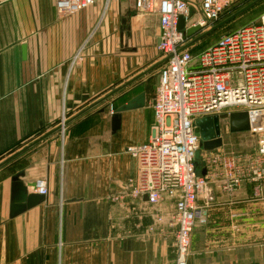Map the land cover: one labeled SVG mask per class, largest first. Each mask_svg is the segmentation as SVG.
Masks as SVG:
<instances>
[{"label": "crops", "instance_id": "obj_1", "mask_svg": "<svg viewBox=\"0 0 264 264\" xmlns=\"http://www.w3.org/2000/svg\"><path fill=\"white\" fill-rule=\"evenodd\" d=\"M187 1L194 22L200 0ZM158 35L157 17L131 2L99 0L60 17L54 0H0V162L159 64ZM162 67L0 168V264H175L174 200L151 206L129 186L136 161L127 150L149 141ZM139 94L144 105L120 113L113 130L110 107ZM17 174L45 180L48 194L10 217ZM212 199L187 264H264V182L258 193L249 183L230 195L214 189Z\"/></svg>", "mask_w": 264, "mask_h": 264}, {"label": "built area", "instance_id": "obj_2", "mask_svg": "<svg viewBox=\"0 0 264 264\" xmlns=\"http://www.w3.org/2000/svg\"><path fill=\"white\" fill-rule=\"evenodd\" d=\"M97 1L54 0V8L58 16L70 17ZM116 1L131 2L138 14L157 17L156 49L168 59L153 98L149 141L127 150L136 161V176L129 181L131 196L145 197L151 206L164 198L174 200L175 264H187L190 234L196 224L206 223L214 206L212 190L230 195L249 183L258 193L264 182V14L193 55L189 48L180 50L192 40L186 31L196 26L200 33L209 30L224 18L230 0H200L194 22L187 0ZM233 109L246 112L256 150L235 155L201 153L196 121ZM109 111L113 114L112 107ZM31 191L45 197V180H38Z\"/></svg>", "mask_w": 264, "mask_h": 264}, {"label": "water", "instance_id": "obj_3", "mask_svg": "<svg viewBox=\"0 0 264 264\" xmlns=\"http://www.w3.org/2000/svg\"><path fill=\"white\" fill-rule=\"evenodd\" d=\"M264 0H253L249 4L243 6L242 8L238 9L237 11L233 12L226 18L222 19L220 22L217 24L213 25L209 30L200 33V28L199 27H192L189 28L186 31V35L189 38H193L188 44H186L184 47H182L180 50H184L192 46L193 44L198 43L200 40L204 39L207 37L209 34L213 33L217 29L223 27L224 25L228 24L232 20L236 19L243 13L247 12L251 8L257 6ZM183 19L179 18L178 19V28L182 29L183 28ZM200 33V34H199ZM198 34V35H197ZM197 35V36H196ZM22 57H25V48H22ZM168 59L165 58L163 59L159 64L156 66L151 67L150 69L138 74L125 84L119 86L118 88L114 89L113 91L109 92L107 95L103 96L90 106L86 107L85 109L81 110L78 112L75 116L70 118L68 121L60 124L53 130L43 134L42 136L36 138L34 141L30 142L29 144L25 145L15 153H13L11 156L8 158L4 159L3 161L0 162V168L4 167L8 163H10L12 160L16 159L20 155L24 154L34 146L38 145L42 141L48 139L55 133L59 132L62 130V128L69 123L73 122L77 118L83 116L87 112L91 111L92 109L104 104L108 100H110L113 96L117 95L118 93H121L125 91L126 89L130 88L134 83L139 81L141 78L149 74L151 71H153L155 68L158 66L164 65V63ZM132 92V91H131ZM130 93V92H129ZM127 93L126 95H128ZM144 105V95L139 94L138 96L132 98L125 104L119 106L118 108L115 109L114 113L112 114L111 117V122H112V129L116 130L119 127V120H120V113L124 111H129L133 109L140 108ZM103 111V110H102ZM226 115H215L213 117H206L201 120L196 121V129H195V134L197 137L200 138V147L201 149L205 151H210L216 146L220 144V138H219V120L225 118ZM229 119H230V129L231 131L234 132H242V131H248L249 125H248V116L246 112H233L229 114ZM200 157V152L197 151L195 154V161L198 162ZM204 174V172H202ZM23 176V174H17L11 178V204H10V217H15L24 211L38 205L42 201V196H39L37 194H34L33 192H28L29 188H33L34 184H24L20 178Z\"/></svg>", "mask_w": 264, "mask_h": 264}, {"label": "rangeland", "instance_id": "obj_4", "mask_svg": "<svg viewBox=\"0 0 264 264\" xmlns=\"http://www.w3.org/2000/svg\"><path fill=\"white\" fill-rule=\"evenodd\" d=\"M253 0H244L238 5H231L232 13L242 8L243 6L249 4ZM264 12V1H262L257 6L251 8L247 12L243 13L236 19L232 20L223 27L217 29L213 33L209 34L207 37L202 39V43L199 48L209 47L218 43L225 35L234 32L235 30L241 28L245 24L257 19L260 14ZM231 13V14H232ZM230 15V14H229ZM228 15V16H229ZM152 17V15H150ZM227 17V16H226ZM224 17V18H226ZM223 18V19H224ZM198 50V49H197ZM196 51L192 53L195 54ZM233 112H241L240 110H228L222 113L226 115L225 118L219 120V138L220 144L210 151H205L202 149L201 153L208 154H224V155H235L243 154L246 152H251L256 147L255 137L249 133V131L234 132L230 129V119L229 114Z\"/></svg>", "mask_w": 264, "mask_h": 264}, {"label": "trees", "instance_id": "obj_5", "mask_svg": "<svg viewBox=\"0 0 264 264\" xmlns=\"http://www.w3.org/2000/svg\"><path fill=\"white\" fill-rule=\"evenodd\" d=\"M232 8H228L225 13H224V17L228 16L229 14H231L232 12Z\"/></svg>", "mask_w": 264, "mask_h": 264}, {"label": "bare ground", "instance_id": "obj_6", "mask_svg": "<svg viewBox=\"0 0 264 264\" xmlns=\"http://www.w3.org/2000/svg\"><path fill=\"white\" fill-rule=\"evenodd\" d=\"M248 122H249V120H248Z\"/></svg>", "mask_w": 264, "mask_h": 264}]
</instances>
